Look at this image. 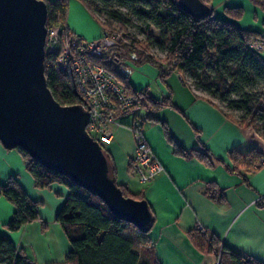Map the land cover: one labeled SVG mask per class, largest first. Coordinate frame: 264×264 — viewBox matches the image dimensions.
I'll return each mask as SVG.
<instances>
[{
	"label": "crops",
	"instance_id": "1",
	"mask_svg": "<svg viewBox=\"0 0 264 264\" xmlns=\"http://www.w3.org/2000/svg\"><path fill=\"white\" fill-rule=\"evenodd\" d=\"M216 1L218 18L234 21L264 36V10L250 0ZM234 6L244 7L242 18L227 16L225 7ZM68 25L75 34L87 39L102 33V27L91 20L87 27L74 21ZM260 54L264 58V50ZM132 67L129 80L135 89H147L155 98L170 96L180 108L181 111L164 106L156 111L176 141L187 149L206 147L213 155L212 164H208L198 154L175 152L164 124L143 119L145 136L165 167L152 181L143 183L130 167L136 140L127 124L133 117L122 118L124 123L115 128L114 138L106 147L115 161L118 182L127 185L131 192L142 194L155 216L149 233L151 240L145 244L139 240L141 250H147L146 256L161 264H218L219 258L193 239L200 222L208 233L221 239V245L264 263V138L226 116L177 71L163 82L155 64L136 62ZM145 111L141 110L142 116ZM252 149L262 152L260 162L246 166L240 156L235 162L234 154H246ZM11 176L33 199L43 201L40 214L47 221V229L43 231L41 221L34 220L19 230H8L4 224L11 219L15 206L0 196V231L9 235L37 264L62 262L71 244L55 215L68 194L67 185L54 182L50 188L37 187L23 154L18 148H6L0 142V183L5 184Z\"/></svg>",
	"mask_w": 264,
	"mask_h": 264
},
{
	"label": "trees",
	"instance_id": "2",
	"mask_svg": "<svg viewBox=\"0 0 264 264\" xmlns=\"http://www.w3.org/2000/svg\"><path fill=\"white\" fill-rule=\"evenodd\" d=\"M81 1L99 20L102 31L120 30L125 34L122 43L110 47L107 52L94 56L93 59L115 72L128 93L141 94L146 101L142 120L163 123L166 136L174 144L175 152L182 155L198 154L208 164L213 162V155L208 148H185L176 141L168 126L157 117L156 111L160 107L172 106L180 110L171 97L155 98L148 94L147 89H135L129 80L131 75L127 77L121 74L117 68L119 64H155L163 82L170 73L177 71L192 88H203L210 95L218 93L230 108L242 111L241 116L236 117L210 95L205 96L240 126L253 129L264 138V58L251 45L255 37H260L259 31L245 29L234 21L218 18L211 0H203L212 6L211 14L205 17L194 16L184 9L178 0ZM252 1L262 5L264 9L263 0ZM46 2L48 26L57 23L61 27V36L76 35L84 38L75 34L68 25V0ZM225 13L238 18L243 15L244 9L241 6L225 7ZM135 18L144 23L145 26L141 28L145 31L151 27L159 29L160 38L156 39L152 33H148L144 39L138 38L130 29L136 22ZM153 43L166 50L164 59L146 53ZM135 51H141L138 60L131 59V54ZM114 52L117 55L111 58ZM45 73L48 85L58 101L63 104L82 102V93L74 73L62 70L55 54L46 53ZM258 83L261 84L259 88L255 87ZM102 145L112 157L116 172L111 152L106 145ZM18 150L23 154L26 167L33 175L37 187L50 188L54 182L63 183L68 187V194L57 211L55 220L61 224L71 247L62 262L51 264H143L142 254L148 255L147 250L141 253L136 250L135 239L125 230L131 227L136 238L144 244L151 240L150 231L143 232L133 223L118 218L100 196L73 182L67 175L44 166L22 148ZM238 156L246 166H253V163L261 161L263 154L256 149L246 154L238 152L234 154L235 162ZM230 169L234 171L233 168ZM119 185L126 196L144 198L142 194L131 192L127 185ZM0 196H5L15 206L11 219L4 224L8 230H19L24 224L34 220L41 221L43 231L47 229V221L40 214L43 201L33 199L16 177L11 176L5 184L0 183ZM193 239L199 242L201 247H207V250L213 252L219 258L218 264H264L256 258L233 251L225 244L221 245L220 238L208 232L202 233L197 227L194 229ZM219 247L222 249L221 254ZM150 259L151 264H161L156 259ZM0 264L37 262L27 255L23 248L18 247L9 235L0 231Z\"/></svg>",
	"mask_w": 264,
	"mask_h": 264
},
{
	"label": "water",
	"instance_id": "3",
	"mask_svg": "<svg viewBox=\"0 0 264 264\" xmlns=\"http://www.w3.org/2000/svg\"><path fill=\"white\" fill-rule=\"evenodd\" d=\"M178 2L196 17L212 12L203 0ZM47 16L46 0H0V141L67 175L118 218L149 232L155 221L149 202L124 194L112 157L86 128L88 109L61 103L48 85Z\"/></svg>",
	"mask_w": 264,
	"mask_h": 264
},
{
	"label": "built area",
	"instance_id": "4",
	"mask_svg": "<svg viewBox=\"0 0 264 264\" xmlns=\"http://www.w3.org/2000/svg\"><path fill=\"white\" fill-rule=\"evenodd\" d=\"M46 53L55 54L60 68L71 71L76 77L82 93V104L88 109L90 118L86 126L89 134L101 144H109L115 135V128L122 125L125 116L133 117L127 124L135 134L136 149L130 161V167L138 179L143 182L152 181L164 170V164L156 156L142 128L141 110L146 101L141 94L128 93L115 72L106 65L94 60V56L102 55L115 45L125 40L123 31H102L96 38H82L72 35L61 36V27L57 23L47 26ZM256 48L254 44H251ZM114 52L111 58L116 57ZM140 58L137 52L131 59ZM118 70L124 76L133 72L132 65L119 64ZM196 227L202 233L208 230L200 222Z\"/></svg>",
	"mask_w": 264,
	"mask_h": 264
},
{
	"label": "rangeland",
	"instance_id": "5",
	"mask_svg": "<svg viewBox=\"0 0 264 264\" xmlns=\"http://www.w3.org/2000/svg\"><path fill=\"white\" fill-rule=\"evenodd\" d=\"M211 2L213 3V6L216 5L217 1L216 0H211ZM250 2L254 5L255 4L252 0H250ZM264 2V0H263ZM264 5V3H263ZM260 9L264 10L262 8V5L258 4L257 5ZM244 9V7H243ZM71 11V12H70ZM71 15V16H70ZM215 15H216V9H215ZM228 16V15H227ZM244 16V13L241 17H230L232 19H240ZM67 22H71L74 21L75 23L79 24L80 26H86L87 22H89L90 20L95 23V24H99L101 26V23L99 22V20L91 14V12L86 8V6L84 5V3L81 0H68V11H67ZM70 20V21H69ZM136 22L134 25L130 26L131 31L135 32L137 34V37L140 39H144L145 37H147L148 33H152L154 34L156 39L160 38V31L159 29H156L155 27H151L149 28L147 31H145L144 29H142L145 25L143 22H141L139 19L137 20L136 18L134 19ZM50 25V24H49ZM59 25V24H58ZM48 26V25H47ZM142 27V28H141ZM113 28H118L117 26H113ZM84 37V36H83ZM251 44L255 45V49L258 50L259 52L264 50V36H262V34L260 35V37L258 38H254V40L251 41ZM136 52V51H135ZM139 53V55H141V51L137 52ZM146 53L149 54H153L158 58L164 59L165 55H166V50L162 49L158 44L153 43L152 47L149 48L147 50ZM189 80L192 81V78L190 76H188ZM255 87L259 88L261 87V84L258 83L257 85H255ZM200 92L204 93V94H208L210 95L208 92H206V90H204L203 88L198 89ZM216 102H218L221 106H223L226 110L232 112L236 117H240L242 114V111L237 110V109H232L228 106L227 102L224 101L223 99H221L219 97V94H212L210 95ZM234 96V95H233ZM105 145V144H104ZM43 204V203H42ZM42 228V225H41ZM125 232L129 235H132V237L135 239V248L136 250H138L141 253V244L140 241L136 238L137 236L135 235V233L133 234V229L131 227L127 228L125 230ZM221 248V247H219ZM28 253H31L29 248L27 249ZM222 249L219 250V254H221ZM153 253V252H152ZM146 256V255H145ZM142 254V260H143V264H151L152 259H150V256H146L145 257Z\"/></svg>",
	"mask_w": 264,
	"mask_h": 264
}]
</instances>
